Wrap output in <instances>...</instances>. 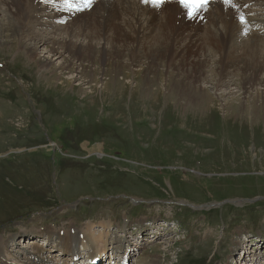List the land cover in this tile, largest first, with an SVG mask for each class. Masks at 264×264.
Masks as SVG:
<instances>
[{
  "label": "rangeland",
  "instance_id": "374dc122",
  "mask_svg": "<svg viewBox=\"0 0 264 264\" xmlns=\"http://www.w3.org/2000/svg\"><path fill=\"white\" fill-rule=\"evenodd\" d=\"M256 8L254 15L264 14ZM45 32L50 30L34 35ZM44 47L35 57L43 60ZM173 64L166 69L174 72ZM132 65L131 76L123 75L131 72L125 68L109 84L113 93L102 90L109 76L94 71L92 94L74 80L77 73L63 71L68 85L58 79L54 87L46 84L39 61L25 49L14 43L0 47V239L13 235L17 240L9 245L19 257L43 240L49 247L38 234L45 228L63 232L111 221L117 234L110 240L117 235L130 242L129 264H151L152 253L159 256L157 264H264V81L241 89L238 68L229 75L237 85L217 88L211 60L207 81L195 84L214 100L210 110H193L166 89L169 73L156 77L153 93L142 94L145 65ZM258 77L264 80V74ZM225 102L232 109L253 105L257 115L242 120ZM186 114L207 119L198 126L185 121ZM152 223L154 230L129 235ZM123 225L127 233L119 232ZM80 257L87 260L83 250ZM18 261L8 258L10 264Z\"/></svg>",
  "mask_w": 264,
  "mask_h": 264
},
{
  "label": "bare ground",
  "instance_id": "6f19581e",
  "mask_svg": "<svg viewBox=\"0 0 264 264\" xmlns=\"http://www.w3.org/2000/svg\"><path fill=\"white\" fill-rule=\"evenodd\" d=\"M256 7L264 12V0H216L205 6L187 7L176 0L164 1L159 5L148 0H0V47L14 43L19 49H25L28 57L39 61L40 75L46 84L54 87L53 80L58 79L68 85L70 77L66 78L68 81L63 80V71L77 73L74 80L80 79L79 85H87L85 88H90L92 94L91 83L98 81L94 71H102V74L109 76L108 81L102 84V90L113 93V86L109 84L114 85V78L123 74L125 68L131 72L123 75L131 76L136 70L133 71L130 64L139 67L143 63L142 94L152 92L151 86L157 76L169 73L171 82L165 85L166 89L179 95L183 108L210 110L213 95L210 96L208 89L198 86L199 83L196 85L195 81L206 80L204 74L211 60L214 64L212 79L216 81L214 85L217 88L237 85L236 78L231 79L229 75L238 68L243 71L242 80L238 82L241 89L243 86L250 88L254 84L260 85L264 81L258 77L264 74V14L254 15L258 11ZM55 23L60 25L57 27ZM46 30L50 32H45L47 34L44 36L34 35ZM43 45L47 47L44 51L47 55L41 60L34 53ZM54 60L60 61L52 67ZM171 62L176 64V72L166 69ZM101 63L106 66L102 70L97 66ZM223 69H226V75ZM43 71L47 74H43ZM102 90L99 89L100 93ZM228 102L224 103V108L233 115L239 113L238 118L242 120L254 119L257 115L253 105L250 108L236 106L232 109ZM261 108L263 110L264 103ZM186 115L185 121L198 126H202L207 119ZM111 224V221L91 222L81 230L74 226L63 232L45 228L38 234L45 235L46 245L51 242L55 244L47 248L42 246L43 243L32 244V252L26 254L24 251L25 256L19 257L13 254L14 248L11 249L9 245L10 241L17 239L10 235L0 239V262L9 263L8 258L12 257L21 261L18 264H79L76 260L77 255L81 254L76 250L78 244L89 261L105 257L110 247L111 258L117 252L123 255L114 264H129L130 242L121 240L117 235L115 242L110 240L112 234H117L111 230ZM97 227L99 229L96 230ZM125 228L126 225H123L119 232H125ZM151 228L154 229V226ZM239 246L238 253H243L244 257L245 245L240 243ZM54 252L57 255H53ZM54 256L58 257L55 263ZM158 257L152 253L150 263H159ZM141 261V264H147V261Z\"/></svg>",
  "mask_w": 264,
  "mask_h": 264
},
{
  "label": "snow or ice",
  "instance_id": "6c2138e0",
  "mask_svg": "<svg viewBox=\"0 0 264 264\" xmlns=\"http://www.w3.org/2000/svg\"><path fill=\"white\" fill-rule=\"evenodd\" d=\"M152 2L156 5H159L160 3H163L164 0H152ZM180 2L187 6H193V5H199L202 6L203 4H207L208 0H180Z\"/></svg>",
  "mask_w": 264,
  "mask_h": 264
}]
</instances>
